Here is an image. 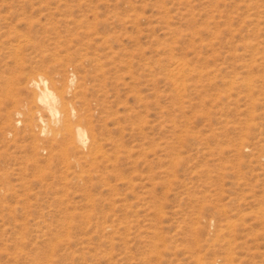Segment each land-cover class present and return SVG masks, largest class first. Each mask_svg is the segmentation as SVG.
I'll use <instances>...</instances> for the list:
<instances>
[{
  "label": "rangeland",
  "instance_id": "374dc122",
  "mask_svg": "<svg viewBox=\"0 0 264 264\" xmlns=\"http://www.w3.org/2000/svg\"><path fill=\"white\" fill-rule=\"evenodd\" d=\"M0 264H264V0H0Z\"/></svg>",
  "mask_w": 264,
  "mask_h": 264
},
{
  "label": "bare ground",
  "instance_id": "6f19581e",
  "mask_svg": "<svg viewBox=\"0 0 264 264\" xmlns=\"http://www.w3.org/2000/svg\"><path fill=\"white\" fill-rule=\"evenodd\" d=\"M73 78L70 79V83L73 82ZM31 86L35 89V99L40 104L41 108L47 112L51 117L50 122H53L55 127H59L60 130H64L68 133V143L71 147L77 149L79 147H87L88 138L86 135V129L81 125H76L73 129L67 125L70 120L71 113L66 103H64L60 96L49 86L48 80L39 75L37 78L30 80ZM74 113V112H73ZM72 113V114H73ZM19 115V113H17ZM39 120L41 122V133L46 132L49 124L39 114ZM50 129V128H49ZM55 136V133H53Z\"/></svg>",
  "mask_w": 264,
  "mask_h": 264
}]
</instances>
